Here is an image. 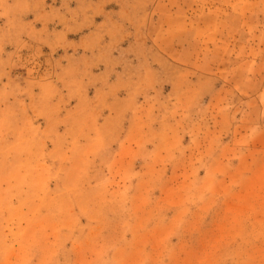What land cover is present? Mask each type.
<instances>
[{
	"label": "rangeland",
	"instance_id": "obj_1",
	"mask_svg": "<svg viewBox=\"0 0 264 264\" xmlns=\"http://www.w3.org/2000/svg\"><path fill=\"white\" fill-rule=\"evenodd\" d=\"M0 264H264V0H0Z\"/></svg>",
	"mask_w": 264,
	"mask_h": 264
},
{
	"label": "crops",
	"instance_id": "obj_2",
	"mask_svg": "<svg viewBox=\"0 0 264 264\" xmlns=\"http://www.w3.org/2000/svg\"><path fill=\"white\" fill-rule=\"evenodd\" d=\"M251 144H253L252 142H251ZM253 146H256L255 144H253Z\"/></svg>",
	"mask_w": 264,
	"mask_h": 264
}]
</instances>
